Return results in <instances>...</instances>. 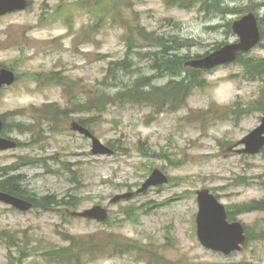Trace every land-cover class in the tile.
Here are the masks:
<instances>
[{"label": "rangeland", "instance_id": "374dc122", "mask_svg": "<svg viewBox=\"0 0 264 264\" xmlns=\"http://www.w3.org/2000/svg\"><path fill=\"white\" fill-rule=\"evenodd\" d=\"M29 1L25 11L0 18V67L18 77L0 93V115L4 135L19 144L0 151V179L4 169L14 170L36 198L72 200L79 212L98 206L108 219L100 224L70 218L58 206L21 213L0 204V264L9 256L19 264H76L58 255L69 246L66 234L127 244L122 253L79 251L78 264H264V212L237 210L264 201V152L234 151L262 119L264 78L246 80L240 64H231L203 74L205 85L177 107L117 101L99 115L74 108L97 88L114 95L118 84L165 86L170 74L154 72L148 60L158 51L148 44L153 38H170L176 54L199 58L236 42L229 27L246 13L256 15L262 39L242 58L264 59V0H221L223 14L174 0ZM124 59L133 67L115 83L107 66ZM48 74L60 83H49ZM49 104L46 114L36 113ZM56 109L72 114L60 117ZM80 119H90L87 128L111 155L91 154L90 140L70 133L68 122ZM155 170L169 182L140 192ZM203 189L244 224L248 240L240 252L224 256L200 245L195 199Z\"/></svg>", "mask_w": 264, "mask_h": 264}, {"label": "trees", "instance_id": "16d2710c", "mask_svg": "<svg viewBox=\"0 0 264 264\" xmlns=\"http://www.w3.org/2000/svg\"><path fill=\"white\" fill-rule=\"evenodd\" d=\"M185 1L189 2V6L200 5L201 9L205 12L213 10L215 12L223 14L225 10V8L221 7V0H174L173 2L174 4L176 3L179 6L187 7L184 6ZM106 12L112 13V9L110 10L108 8ZM148 44L150 46L153 45L154 47H156V50H158L154 52V54H152V56H150L148 59L153 62L151 65V69L154 72L169 73L172 77L178 75H183L184 77L179 81H169L164 87L155 86L153 88H150L149 85L142 84L141 81L133 82L132 85H130L131 87L127 86L125 89L123 88V90H120L116 94H114L113 97H108L103 91L97 90L92 98H90L87 102L74 105V108L77 110V112L82 113L92 110L95 115H99L105 110L108 104L117 103V101H123L130 104L144 101L149 103L152 102L157 105L158 110L162 109L163 107L169 106L177 107L185 101L191 89L196 87L202 88L205 85V80L203 77H201L200 72L194 71L192 69L189 70L184 67V63L187 61L185 57L187 56L181 57L176 54L177 48L179 46L174 48L172 46V44H174V41L172 39L166 37L165 39L162 37L153 38L152 41ZM180 57L182 59H180ZM238 58L239 59L237 62L242 67L243 76L246 80H261L264 78V59H247L242 58L241 56H239ZM132 67L133 63L128 62V60L126 59L119 62H113L110 64L107 70L108 79L114 80V82H119L118 74L120 73V71L128 70V72H130ZM45 79L48 82L59 83V78L56 75H46ZM142 81L145 80L143 79ZM65 87H68V85L65 84ZM48 109H50V106L46 107L43 110H40V114H46V111ZM54 114L59 115L60 117H68V113L66 110L56 109ZM79 121L81 122V124H83L86 119H81ZM22 182V178L19 175H10L9 172L5 173L0 180V190L8 194L26 198L27 200L32 201L35 208L46 210L50 209V207L52 206H59L61 204L69 207H74V201L72 200L56 201L49 196L37 199L23 189L21 184ZM237 210L242 213L244 211L251 212L255 210L264 212V201L254 202L250 205H245L242 208H237ZM228 217L230 221L231 219H233L230 215ZM114 237L116 238L115 240L119 239L116 236ZM64 239L69 243V246L57 250L58 255L66 261H72V259H74L76 261V264H78L79 257H77V255L75 254H79V251L85 250L88 253H91V255L107 252L109 254L113 252L122 253V249L127 245L125 243H116L112 239V237H110L107 241H105L104 237V239L101 241L98 238L96 239V236L92 234H88L85 236H73L66 234ZM13 246L15 247V244H13ZM21 254L23 255L24 252H22ZM45 255H51V252H47ZM7 264H19V261H15L12 256H9L7 258Z\"/></svg>", "mask_w": 264, "mask_h": 264}, {"label": "water", "instance_id": "95a60500", "mask_svg": "<svg viewBox=\"0 0 264 264\" xmlns=\"http://www.w3.org/2000/svg\"><path fill=\"white\" fill-rule=\"evenodd\" d=\"M27 6L26 0H0V16L7 13L23 10ZM233 33L239 36V42L236 44H226L222 48L213 51V53L201 57V59H193L187 63L195 69L209 70L215 66L225 65L236 60L238 52H248L260 40V34L257 28V22L253 14H248L234 22L232 27ZM14 81L13 74L6 70L0 71V87L1 85H10ZM2 128L0 121V130ZM72 129L92 139V152L97 154L110 153L108 149L102 146L99 141L77 124H72ZM244 148L238 151L248 155L258 154L264 148V114L260 126L251 131L250 134L243 137L239 143ZM15 147L13 142L0 138V150ZM168 179L160 172L153 171L147 182L142 186L140 191H144L150 185H159L167 183ZM196 201L198 202V211L196 216L197 231L196 236L204 248L211 249L215 252L229 255L234 251H241L246 241L244 228L241 223L227 222V215L224 206L216 200L209 190H200L196 192ZM116 198V200H118ZM114 200V201H116ZM0 202L11 205L21 211H27L31 208V204L0 192ZM73 216L96 219L104 221L106 219L105 210L100 207H94L81 213L73 212Z\"/></svg>", "mask_w": 264, "mask_h": 264}]
</instances>
